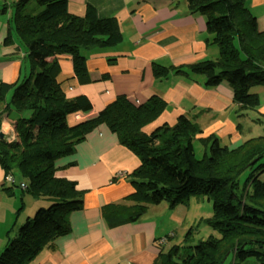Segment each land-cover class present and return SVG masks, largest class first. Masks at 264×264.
<instances>
[{
    "label": "trees",
    "instance_id": "trees-1",
    "mask_svg": "<svg viewBox=\"0 0 264 264\" xmlns=\"http://www.w3.org/2000/svg\"><path fill=\"white\" fill-rule=\"evenodd\" d=\"M29 1L18 0L11 19L14 36L26 50L30 73L12 85L0 83V103H5V93L12 88L5 110L11 106L18 114L15 130L19 139L4 142L0 138V166L4 176L17 170L27 181L21 182L25 185L22 191L48 204L39 206L16 235L7 238L0 264H26L44 246L70 231L68 215L82 208V191L73 181L55 176V161L71 154L85 134L100 124L140 160L130 173L132 197L139 201L132 207L130 220L139 217L147 204L165 202L173 208L201 196L212 202V216L203 221L218 235L194 242L196 227L192 225L181 244L160 250L152 264H223L228 257L232 264L247 258L264 264V182L258 179L264 170V164H258L264 154V135L248 138L236 147L221 145L212 137L199 159L193 139L200 130L186 117L148 134L142 131L165 107L156 96L141 104L118 96L95 117L71 123L69 117L87 113L90 104L82 97L64 95L56 80L55 56L69 54L75 74L82 75L84 51L117 44L121 32L112 19L70 15L65 0H36L39 9L24 10ZM187 1L190 12L205 15L206 29L218 47L216 59L191 64L188 69L204 74L207 86L226 81L238 111H254L260 100L250 90L264 86V31L257 30L245 0ZM4 43H11L9 35ZM169 69L182 71L159 65L153 70L162 76ZM246 171L248 175L240 182ZM11 189L4 187L9 193Z\"/></svg>",
    "mask_w": 264,
    "mask_h": 264
},
{
    "label": "crops",
    "instance_id": "crops-1",
    "mask_svg": "<svg viewBox=\"0 0 264 264\" xmlns=\"http://www.w3.org/2000/svg\"><path fill=\"white\" fill-rule=\"evenodd\" d=\"M17 2L0 0V83L8 85L30 73L26 50L16 40L11 23ZM187 2L65 0L70 15L109 18L121 32V41L117 44L84 51L82 75L75 74L69 54L55 56L56 80L64 95L82 97L90 104L87 113L70 116L71 123L95 117L118 96L135 104L156 96L165 107L142 127L146 134L162 124L173 125L186 117L200 130L193 139L194 153L195 142L203 145L204 153L212 137L229 147H236L249 138L244 133V129L249 131L248 122H261L264 117V86L257 85L250 90L260 100L254 111H238L226 81L207 86L204 74L188 69L191 64L216 59L218 47L206 29L205 15L190 12ZM244 4L256 19L257 30L264 31V0H245ZM31 6L40 8L36 0H30L24 10ZM8 35L11 43L5 45ZM155 65L182 71L169 69L165 75L157 76L153 70ZM11 94L12 88H9L5 103H0V138L4 142L19 140L15 130L18 114L11 106L5 110ZM139 163V157L122 145L105 124L85 134L71 154L57 159L55 176L73 181L75 188L82 191V208L69 213L70 231L44 246L26 264H152L160 250L181 244L184 232L194 224L186 219L190 199L173 208L165 202L147 204L139 217L128 218L133 213V205L139 202L132 197L134 189L130 181V173ZM118 172L123 175L118 177ZM13 185L12 193L5 190L8 196L14 194ZM4 187L8 186L0 166V191ZM199 200L194 199L197 203ZM29 201L27 216L38 205L46 204L42 198L31 197ZM7 232L4 230L0 237L1 246L5 245ZM176 235L181 240L174 241ZM161 237H166V241L158 246ZM232 260L230 257V264ZM240 264L259 263L247 258Z\"/></svg>",
    "mask_w": 264,
    "mask_h": 264
},
{
    "label": "rangeland",
    "instance_id": "rangeland-1",
    "mask_svg": "<svg viewBox=\"0 0 264 264\" xmlns=\"http://www.w3.org/2000/svg\"><path fill=\"white\" fill-rule=\"evenodd\" d=\"M32 7L34 6H31L26 10L32 9ZM261 119H262L261 122H256V121H252L253 123L248 122L250 124V126H248L249 133L246 132L244 129V133H246L247 138L264 135V117H261ZM195 156L199 159L203 156V145L199 144L198 142H195ZM256 160L257 159H254L252 163L256 162ZM258 164H264V154H262V156L260 157ZM247 175L248 172L247 171L244 172L240 176V180H241L240 182H242ZM12 177L14 178L16 184L14 186V194L8 196L7 194H5L6 193L5 190L0 191L1 193L0 194V237H3V232L4 230H6V232L8 231L7 238L10 239L16 235L18 228L23 223L29 212L28 210L30 207L29 198L31 199L32 197V199H38L36 197H33L31 194L22 191L20 187V183L21 181H23V179L17 170L13 171ZM258 179L264 182V170L259 172ZM25 182L27 183V181ZM5 186L12 187V184L5 181ZM27 194L30 195L31 197L28 196ZM201 197L202 199H200L198 203L194 201V199L196 198L191 197L188 205L186 206L187 209L186 219L191 220L192 223L194 222L193 226L196 227V230L194 231L193 234L194 242H197V240L200 239H206L211 234L215 236L218 235L215 230L211 229L203 221L204 218H209L212 216V202L208 200L205 196H201ZM23 198H24V205L22 204ZM37 207H35L34 211L37 209ZM33 213H31V215ZM176 239L177 241L181 240L179 239L178 235L175 236L174 241ZM3 248L4 245L0 247V252L3 250ZM229 261H230V257H228L223 264H230Z\"/></svg>",
    "mask_w": 264,
    "mask_h": 264
},
{
    "label": "built area",
    "instance_id": "built-area-1",
    "mask_svg": "<svg viewBox=\"0 0 264 264\" xmlns=\"http://www.w3.org/2000/svg\"><path fill=\"white\" fill-rule=\"evenodd\" d=\"M122 175H123V173H121V172H118V173H117V176H118V177H119V176H122ZM4 180H5L6 182H8V183H11L12 185L14 184V178L12 177V175H6V176L4 177ZM20 187L23 189V188L25 187V185H24L23 183H21V184H20ZM165 241H166V237H161V238L158 239V244H159V245H162Z\"/></svg>",
    "mask_w": 264,
    "mask_h": 264
},
{
    "label": "clouds",
    "instance_id": "clouds-1",
    "mask_svg": "<svg viewBox=\"0 0 264 264\" xmlns=\"http://www.w3.org/2000/svg\"><path fill=\"white\" fill-rule=\"evenodd\" d=\"M5 177V176H4Z\"/></svg>",
    "mask_w": 264,
    "mask_h": 264
}]
</instances>
